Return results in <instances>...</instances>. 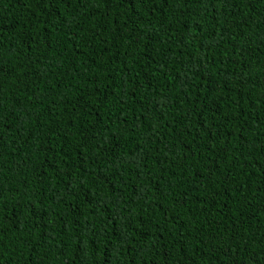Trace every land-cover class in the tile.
Returning a JSON list of instances; mask_svg holds the SVG:
<instances>
[{
  "label": "trees",
  "instance_id": "16d2710c",
  "mask_svg": "<svg viewBox=\"0 0 264 264\" xmlns=\"http://www.w3.org/2000/svg\"><path fill=\"white\" fill-rule=\"evenodd\" d=\"M0 264H264V0H0Z\"/></svg>",
  "mask_w": 264,
  "mask_h": 264
}]
</instances>
